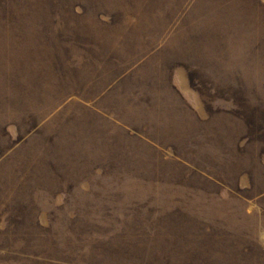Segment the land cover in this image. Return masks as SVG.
Instances as JSON below:
<instances>
[{"label":"rangeland","instance_id":"374dc122","mask_svg":"<svg viewBox=\"0 0 264 264\" xmlns=\"http://www.w3.org/2000/svg\"><path fill=\"white\" fill-rule=\"evenodd\" d=\"M0 264H264V0H0Z\"/></svg>","mask_w":264,"mask_h":264}]
</instances>
